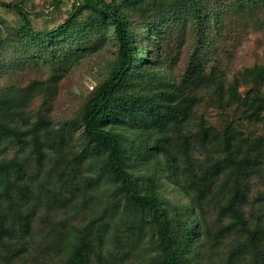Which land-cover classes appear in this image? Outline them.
<instances>
[{
  "label": "trees",
  "instance_id": "trees-1",
  "mask_svg": "<svg viewBox=\"0 0 264 264\" xmlns=\"http://www.w3.org/2000/svg\"><path fill=\"white\" fill-rule=\"evenodd\" d=\"M63 1L53 0L56 8ZM71 1L72 8L63 22L39 30L21 4L0 0V5L15 10L20 16L23 34L39 44H61L73 36L75 41L77 21L88 9L97 10L111 21L117 55L107 75L88 96L81 121L82 149L66 154L70 169L64 170L76 171L78 164H85L84 160L103 162L104 166L91 169L96 176L90 179L94 184L103 171L117 185L121 197L114 204L120 202L123 207L120 213L112 212V217L120 220L124 213L134 212L136 216L145 213L147 218L137 229L144 235L148 227L152 239L157 241L158 256L153 264H214L203 263L208 250L211 256L224 258V264H264V134L246 136L239 127L243 119L263 116L264 98L259 88L241 93L238 77L229 78L219 63H209L215 34L210 31V25L204 23L201 1L184 0L192 14L199 9L196 25L201 32L191 46L187 69L179 84L155 74L152 62L158 58L154 45L135 70L134 57L140 55L135 52V42L142 44L146 32L136 29L129 12L120 9L116 0ZM230 1L242 6L253 0ZM215 22L218 23V19ZM1 46L6 45L0 40ZM63 49L62 54L52 53L51 63L64 61L69 51ZM71 58L66 60V65L72 62ZM0 59V78L5 73H17L23 66L12 52L7 59L1 56ZM129 76L134 91H122V82ZM151 80L158 81L161 88L154 89ZM36 84V79L26 87L13 81L3 85L0 82V244L8 251L0 252V257L6 263L18 260L26 247L8 250L4 240L9 237L13 240L12 233L16 229L24 238L31 234L41 202H45L47 210L64 203L60 195H53L57 191L46 186L40 200L39 194L36 200L32 199L34 194H29L34 179L30 161L43 162L50 157L46 150L51 144L62 153L66 138L62 135L59 141H53L52 131L34 125L31 117L21 112V105L24 106L35 92ZM204 93L211 105L220 110L234 107L236 119H231L223 130L207 125L202 115L195 121ZM24 117L26 122H22ZM11 146L18 149L8 158ZM62 181L60 177L56 179L59 184ZM164 181L178 189L179 205L171 206L161 196ZM70 190L74 193L71 198L78 197L83 202L95 200L94 195L89 198L86 191L78 193V186ZM114 204L110 203L102 211ZM88 210L86 212L92 214V210ZM211 215L213 218L209 221ZM146 220L151 224L146 225ZM213 222L218 225L216 229L210 225ZM55 227H47V238H51L50 231ZM101 229L104 232L105 229ZM125 230L131 231L128 222ZM70 237L69 258L83 250L89 241L93 246L95 238L104 242L100 227L88 224L67 229L59 239L58 249L68 248ZM122 244L117 247L113 242L107 250L102 245L89 248L87 264H118L119 256L124 254H121Z\"/></svg>",
  "mask_w": 264,
  "mask_h": 264
},
{
  "label": "rangeland",
  "instance_id": "rangeland-1",
  "mask_svg": "<svg viewBox=\"0 0 264 264\" xmlns=\"http://www.w3.org/2000/svg\"><path fill=\"white\" fill-rule=\"evenodd\" d=\"M5 1L21 4L34 27L39 30L52 28L63 22L72 8L71 0H64L59 8H56L53 0ZM116 1L120 9L129 12L131 23H134L136 29H139L140 33L146 32L143 34L142 44L138 40L135 42V52L140 53L134 57L135 70L137 71V65L145 60L147 50L154 45L158 58L152 62L155 74L167 81L171 78L173 84H179L187 69L191 46L197 39V33L201 32L196 25L199 9L192 14L184 0ZM200 1L202 5L200 10L204 15L202 17H205L204 23L210 25V31L215 34L214 42L210 46L213 56L209 57V63H219L229 78L238 77V89L241 93L247 89L259 88L260 95L264 98V0H253L250 4L242 6H237L230 0ZM216 19L218 23L215 22ZM110 22L109 18L102 17L97 10L88 9L77 21L75 41L72 40L74 36L71 37V34V38L65 39L61 44L57 42L39 44L36 39L23 34L22 21L17 12L0 5V40L6 45L1 46L0 56L7 59L12 52L23 63V66L17 69V73H5L0 78L1 85L13 81L26 87L36 79L35 92L29 96L24 106L21 105V112L24 111L26 116L31 117L34 125L52 131L53 141H59L62 135L67 138V141L66 138L63 141L62 153L51 144L46 150L50 157L43 162L36 159L30 161L34 178L31 183L32 189L29 191V194H34L32 199H38V194L39 200L42 199L48 187L57 191L53 195H60L64 203L47 210L45 202H41L33 219L31 234L24 238L16 229L12 233L13 240L10 237L4 240L8 250L10 247L19 249L24 248L23 246L26 249L21 252L18 260H12L11 263H6L0 257V264H21L23 261H27L28 264H87L89 248H100L102 245L103 249L107 250L106 248L112 247L113 242L117 247L120 242L123 243L121 254H124L122 257L119 256L118 264H153L157 259L158 244L152 239L151 230L146 227L143 235L137 229L147 218L145 213L141 212L140 216H136L134 212L124 213L120 220L112 217V212L120 213L123 207L120 202L118 205L114 204L121 197L117 185L112 182L109 174L103 171L101 177H96L98 180L94 181V184L90 179L96 176L91 169L104 166L102 161L84 160L85 164H78L76 171L64 170L70 169L66 154L82 149L81 121L88 96L99 80L107 75L106 71L117 55L116 40ZM63 48L69 51L68 56L60 64L51 63L54 58L52 53L58 51L56 53L62 54L65 52ZM70 57L72 62L66 65V60ZM18 70L22 72L18 73ZM150 84L154 89L161 88L158 81L151 80ZM132 88L135 87L132 77L129 76L122 82L121 89L130 92L134 91ZM211 104L208 95L204 93L196 109L195 121L202 115L207 125L223 130L231 119H236L234 107L220 110ZM262 111L263 116L260 118L240 121L239 127L246 136L264 134V108ZM26 121L24 117L22 122ZM17 149L18 146H11L8 158H12ZM72 163L74 164V160ZM86 166L91 168L87 169ZM59 177L63 179L60 184L56 182ZM77 186L80 189L78 193L86 191L89 198L94 195L95 200L83 202L78 197L71 198L74 193L70 189ZM161 193L171 206L179 205L181 196L174 184L164 181ZM110 203L114 206L109 208L110 210L102 211L109 207ZM88 209L92 210V214L86 212ZM212 218L213 215L209 221ZM126 222L130 232L125 230ZM145 222L146 225L151 224L149 220ZM88 224H93V228L100 227L104 242L95 238L93 246L92 241H89L83 250L70 258L71 237L68 238L70 242L68 248L58 249L61 242L59 239L67 229ZM49 225L56 226L50 231L51 238H47ZM210 225L214 229L218 226L214 222ZM102 227L105 229L104 232ZM212 241L214 244L216 240ZM4 248L0 244L1 253H6L7 249ZM205 258L203 263L210 261L214 264H224V258L220 259L218 255L211 256L210 250ZM196 263L198 262H194Z\"/></svg>",
  "mask_w": 264,
  "mask_h": 264
}]
</instances>
